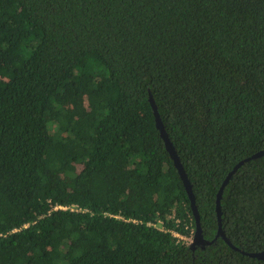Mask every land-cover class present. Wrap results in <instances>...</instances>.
<instances>
[{
  "label": "trees",
  "instance_id": "1",
  "mask_svg": "<svg viewBox=\"0 0 264 264\" xmlns=\"http://www.w3.org/2000/svg\"><path fill=\"white\" fill-rule=\"evenodd\" d=\"M264 0H0V264H264ZM67 206L66 209L55 208Z\"/></svg>",
  "mask_w": 264,
  "mask_h": 264
},
{
  "label": "water",
  "instance_id": "2",
  "mask_svg": "<svg viewBox=\"0 0 264 264\" xmlns=\"http://www.w3.org/2000/svg\"><path fill=\"white\" fill-rule=\"evenodd\" d=\"M148 101L150 103V106L152 108L153 111V116H154V121H155V127L157 128L158 132H159V136L161 137V139L164 142V146L165 149L167 150V152L169 153L171 159L173 160V164L177 169L178 175L182 181V184L186 190L188 199H189V204H190V208L192 211V215L194 218V233H193V238L191 241L190 246L194 247L196 245H200L201 247H204L207 244L212 243L215 238L217 236H221L222 238H224L227 241V238L225 237L222 229H221V209H220V198H221V194L223 191V187L227 184V182L229 181L230 177L235 173L236 169L242 164L244 163V161H247L249 159H255L258 158L262 155H264V149H261L255 153H253L251 156H249L248 158H245L244 160L239 161L236 165L233 166V168L228 172V174L226 175L225 179L223 180L218 192H217V197H216V205H215V211H216V216H217V222H218V229H217V233L215 235V237L212 240H205L202 237L201 234V227H200V221H199V213L197 210V206L195 204V198L194 195L192 193L191 190V185L189 183V180L187 178V175L183 169V166L181 165L179 158L176 154V151L168 137V134L164 128V125L161 121V118L159 116L158 110H157V106L155 104V101L151 95L150 92H148ZM228 242V241H227ZM244 254H247L251 257H255L257 259H262L264 260V250L258 251V252H243Z\"/></svg>",
  "mask_w": 264,
  "mask_h": 264
},
{
  "label": "built area",
  "instance_id": "3",
  "mask_svg": "<svg viewBox=\"0 0 264 264\" xmlns=\"http://www.w3.org/2000/svg\"><path fill=\"white\" fill-rule=\"evenodd\" d=\"M55 208L66 209L67 206H56ZM174 234H175L176 236H179L180 238L184 239V240L187 241V242H189L190 237H191V236H189V237L181 236V235H179V234H177V233H174ZM190 242H191V241H190Z\"/></svg>",
  "mask_w": 264,
  "mask_h": 264
},
{
  "label": "rangeland",
  "instance_id": "4",
  "mask_svg": "<svg viewBox=\"0 0 264 264\" xmlns=\"http://www.w3.org/2000/svg\"><path fill=\"white\" fill-rule=\"evenodd\" d=\"M190 241H192V236L190 237V240H189V242H190Z\"/></svg>",
  "mask_w": 264,
  "mask_h": 264
}]
</instances>
